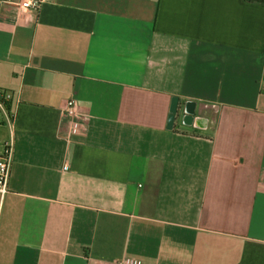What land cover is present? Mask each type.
I'll return each mask as SVG.
<instances>
[{"label": "crops", "instance_id": "0c3cea01", "mask_svg": "<svg viewBox=\"0 0 264 264\" xmlns=\"http://www.w3.org/2000/svg\"><path fill=\"white\" fill-rule=\"evenodd\" d=\"M53 2L0 0V264H264V6Z\"/></svg>", "mask_w": 264, "mask_h": 264}, {"label": "built area", "instance_id": "2783aa9c", "mask_svg": "<svg viewBox=\"0 0 264 264\" xmlns=\"http://www.w3.org/2000/svg\"><path fill=\"white\" fill-rule=\"evenodd\" d=\"M54 0H8V2H17V4L25 9L31 11H39L45 7H55L57 6ZM9 99V95L5 92L0 91V109L6 111V102ZM78 104L75 100L68 101L66 114L73 116L77 113ZM79 125L77 123L73 126V135L76 138L82 139L83 137L78 133ZM14 156V147L12 142L5 143L2 146V152L0 153V220L3 210L4 201L8 193V183L11 171V165ZM116 264H141V262L133 259H124L122 261H117Z\"/></svg>", "mask_w": 264, "mask_h": 264}, {"label": "trees", "instance_id": "16d2710c", "mask_svg": "<svg viewBox=\"0 0 264 264\" xmlns=\"http://www.w3.org/2000/svg\"><path fill=\"white\" fill-rule=\"evenodd\" d=\"M250 3H256L264 6V0H247Z\"/></svg>", "mask_w": 264, "mask_h": 264}, {"label": "rangeland", "instance_id": "374dc122", "mask_svg": "<svg viewBox=\"0 0 264 264\" xmlns=\"http://www.w3.org/2000/svg\"><path fill=\"white\" fill-rule=\"evenodd\" d=\"M0 114H2L1 110H0Z\"/></svg>", "mask_w": 264, "mask_h": 264}]
</instances>
